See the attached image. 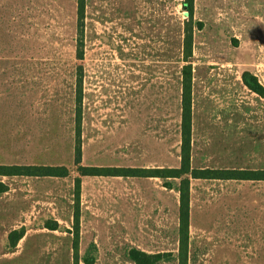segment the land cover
<instances>
[{
    "label": "rangeland",
    "instance_id": "rangeland-1",
    "mask_svg": "<svg viewBox=\"0 0 264 264\" xmlns=\"http://www.w3.org/2000/svg\"><path fill=\"white\" fill-rule=\"evenodd\" d=\"M16 1L32 11L0 40V67L19 68L0 73V164L69 175L0 176V264H73L77 177L79 264H140L134 251L178 264V180L77 172L76 79L82 165L176 167L188 29L191 166L264 170V96L242 79L264 87V0H194L192 17L184 0H85L82 29L76 0ZM189 218L187 264H264V181H193Z\"/></svg>",
    "mask_w": 264,
    "mask_h": 264
},
{
    "label": "trees",
    "instance_id": "trees-1",
    "mask_svg": "<svg viewBox=\"0 0 264 264\" xmlns=\"http://www.w3.org/2000/svg\"><path fill=\"white\" fill-rule=\"evenodd\" d=\"M194 0H184L183 8L187 14L192 17ZM77 9V28L82 29L85 0H76ZM78 60L83 59L81 49L82 42L77 39ZM184 52L182 59L187 62L181 69V103H180V162L176 167L148 168V167H105V166H86L82 165V148H81V123L82 111L81 103L83 100L82 77L80 74L76 79L75 91V147H74V165L81 176H122L138 178H158L164 181V186L171 188V182L178 180L174 189L179 194L178 207V235H179V254L177 255L178 264H187L188 246H189V217H190V186L192 179L208 180H259L264 181V170H244V169H218V168H200L196 169L191 166V132H192V67L190 58L192 56V35L186 29V35L183 41ZM78 72L82 71V66H77ZM245 85L254 93L264 96V87L259 83L256 77L250 74H243L242 77ZM69 175V169L66 166L51 165H4L0 164V176H35V177H66ZM1 185V184H0ZM81 178L75 179V201L76 210L74 212L73 222V250L74 262L79 264L78 257V239H79V197H80ZM1 185L0 192L4 191ZM50 229H55L50 226ZM21 237V234L14 230L10 233L9 238L12 241L10 247H13L15 241ZM132 257L140 264H155L158 260L156 255H147L143 252H133ZM138 255L142 256L141 258ZM85 264H93V260L85 258Z\"/></svg>",
    "mask_w": 264,
    "mask_h": 264
},
{
    "label": "crops",
    "instance_id": "crops-1",
    "mask_svg": "<svg viewBox=\"0 0 264 264\" xmlns=\"http://www.w3.org/2000/svg\"><path fill=\"white\" fill-rule=\"evenodd\" d=\"M0 40H16L19 39L18 35H22L25 32V28L29 26V16L31 14L32 9L30 8V14L28 11V7H24L22 5H18L17 1L7 0L5 3H0ZM27 18V20L24 19ZM2 69H5L2 71ZM19 68L16 66L9 67H0L1 72H10L16 73ZM21 69V68H20ZM16 78V76H14ZM1 81V77H0ZM193 181H205L208 179H192ZM191 180V181H192ZM192 181V182H193ZM191 182V183H192Z\"/></svg>",
    "mask_w": 264,
    "mask_h": 264
}]
</instances>
